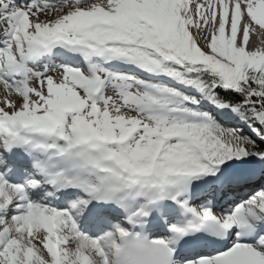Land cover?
Masks as SVG:
<instances>
[{
	"label": "snow or ice",
	"instance_id": "6c2138e0",
	"mask_svg": "<svg viewBox=\"0 0 264 264\" xmlns=\"http://www.w3.org/2000/svg\"><path fill=\"white\" fill-rule=\"evenodd\" d=\"M133 235L264 264V0H0V264Z\"/></svg>",
	"mask_w": 264,
	"mask_h": 264
},
{
	"label": "clouds",
	"instance_id": "9594fccd",
	"mask_svg": "<svg viewBox=\"0 0 264 264\" xmlns=\"http://www.w3.org/2000/svg\"><path fill=\"white\" fill-rule=\"evenodd\" d=\"M130 264H152L151 258L146 255L145 250L151 245L146 238H137L135 235L128 239Z\"/></svg>",
	"mask_w": 264,
	"mask_h": 264
},
{
	"label": "rangeland",
	"instance_id": "374dc122",
	"mask_svg": "<svg viewBox=\"0 0 264 264\" xmlns=\"http://www.w3.org/2000/svg\"><path fill=\"white\" fill-rule=\"evenodd\" d=\"M250 39L252 41V44L250 45V47L255 46L257 44V37L255 35H253L250 37Z\"/></svg>",
	"mask_w": 264,
	"mask_h": 264
}]
</instances>
